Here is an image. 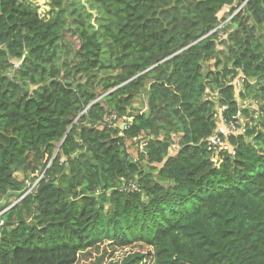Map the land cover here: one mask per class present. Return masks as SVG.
<instances>
[{"label":"trees","instance_id":"obj_1","mask_svg":"<svg viewBox=\"0 0 264 264\" xmlns=\"http://www.w3.org/2000/svg\"><path fill=\"white\" fill-rule=\"evenodd\" d=\"M49 7L0 0V264H264V0Z\"/></svg>","mask_w":264,"mask_h":264},{"label":"built area","instance_id":"obj_2","mask_svg":"<svg viewBox=\"0 0 264 264\" xmlns=\"http://www.w3.org/2000/svg\"><path fill=\"white\" fill-rule=\"evenodd\" d=\"M237 79L238 80L236 82V89L240 90L242 83H243V78L238 77ZM250 103L251 102H247L245 105H249ZM238 118H239V112H238L237 116L234 117L230 122L226 123L224 121H221L220 123H218V125H217L218 128L206 140L207 151L214 153V156L212 158V162L217 161L218 160L217 158L221 153H228V154H231L232 157H234L235 151H234L233 146L230 144L229 139L232 136H236L238 134L246 133V125H244V122L241 119H240V121L239 120L237 121ZM114 119H116V116L112 115L110 117V120H114ZM41 178H42V174L37 175V179L35 180V182L33 184H31L30 182H27L29 189L24 194V196L27 195L29 192L33 191V188L36 186L38 180H40ZM126 187L128 189L127 190L128 192H135L137 189V186L133 182L127 183ZM21 199H22V197L19 198L15 203L19 202ZM7 210H8V208L6 210L0 212V216L2 214H4ZM0 225H2V222H0Z\"/></svg>","mask_w":264,"mask_h":264},{"label":"rangeland","instance_id":"obj_3","mask_svg":"<svg viewBox=\"0 0 264 264\" xmlns=\"http://www.w3.org/2000/svg\"><path fill=\"white\" fill-rule=\"evenodd\" d=\"M26 1L31 2L33 5H35L37 7V12L40 14V16L42 18L48 17L47 13L50 11L49 0H26ZM220 16H221V14H220ZM219 35H221V33ZM66 39L70 43H72L74 47L77 46V43L75 42V40L73 38H71L69 35L66 36ZM133 144L134 143H132L130 145H133ZM141 146L142 145H140V147ZM128 153L131 155V157H133V158L136 157L135 149L129 147ZM18 176L20 177V175H17V177ZM99 250H100L99 253L94 252L92 254V257L102 256L103 257V262H102L103 264H120L121 260L123 258H125V256L128 255V253H130L132 251V249H124V250H117V251L111 252L110 249L109 248L107 249L106 247H100ZM103 250H106V252L104 254H103Z\"/></svg>","mask_w":264,"mask_h":264},{"label":"clouds","instance_id":"obj_4","mask_svg":"<svg viewBox=\"0 0 264 264\" xmlns=\"http://www.w3.org/2000/svg\"><path fill=\"white\" fill-rule=\"evenodd\" d=\"M40 175H41V174H40ZM36 179H37V175H36L35 179L33 180V182H31V184H33V183L35 182ZM39 182H40V181L38 180L37 184H38ZM37 184H36V185H37ZM35 187H36V186H35ZM35 187H34V188H35ZM28 189H29V188H28ZM0 206H1V204H0Z\"/></svg>","mask_w":264,"mask_h":264},{"label":"water","instance_id":"obj_5","mask_svg":"<svg viewBox=\"0 0 264 264\" xmlns=\"http://www.w3.org/2000/svg\"><path fill=\"white\" fill-rule=\"evenodd\" d=\"M124 124L123 123H121L120 125H119V128L121 129V130H124Z\"/></svg>","mask_w":264,"mask_h":264}]
</instances>
